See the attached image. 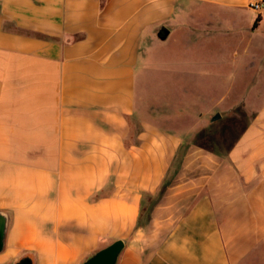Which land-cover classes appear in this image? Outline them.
I'll return each mask as SVG.
<instances>
[{
    "label": "crops",
    "instance_id": "obj_1",
    "mask_svg": "<svg viewBox=\"0 0 264 264\" xmlns=\"http://www.w3.org/2000/svg\"><path fill=\"white\" fill-rule=\"evenodd\" d=\"M250 1L0 0V264H82L117 238L116 264H247L264 247V105L175 213L187 136L137 104L144 38L242 31L243 65L264 71Z\"/></svg>",
    "mask_w": 264,
    "mask_h": 264
},
{
    "label": "rangeland",
    "instance_id": "obj_2",
    "mask_svg": "<svg viewBox=\"0 0 264 264\" xmlns=\"http://www.w3.org/2000/svg\"><path fill=\"white\" fill-rule=\"evenodd\" d=\"M252 13L264 14V8ZM159 44L149 49L147 38L142 40L137 104L157 123L187 136L178 159L181 168L172 170L168 178L177 175L176 181L182 183L172 190L183 194L179 201H171L179 213L200 188L201 173L221 160V153L216 158L210 151L227 152L241 139L248 119L264 105V71H259V62L243 65L248 37L242 31L220 32L209 42L172 37ZM149 204L148 199L145 206ZM263 249L252 250L244 263L264 264Z\"/></svg>",
    "mask_w": 264,
    "mask_h": 264
},
{
    "label": "water",
    "instance_id": "obj_3",
    "mask_svg": "<svg viewBox=\"0 0 264 264\" xmlns=\"http://www.w3.org/2000/svg\"><path fill=\"white\" fill-rule=\"evenodd\" d=\"M216 115L213 117L215 118ZM8 217L0 212V250L4 247V236L6 234ZM125 247V239L117 238L110 243L99 248L95 253L89 256L82 264H116L118 256ZM16 264H32L30 257L19 259Z\"/></svg>",
    "mask_w": 264,
    "mask_h": 264
},
{
    "label": "trees",
    "instance_id": "obj_4",
    "mask_svg": "<svg viewBox=\"0 0 264 264\" xmlns=\"http://www.w3.org/2000/svg\"><path fill=\"white\" fill-rule=\"evenodd\" d=\"M260 20H261V14L258 15V16L256 17L253 26L256 27V26L258 25V23H259ZM182 151H183V150H182ZM182 151H180V153L178 154V159H179V157L181 156ZM168 178H169V175H168V177H167L166 180H169ZM154 200H155V199L152 198L151 201H150V203H151V202L154 203ZM143 208H144V207H142V210H144ZM142 214H143V211H142ZM140 216H141V213H140ZM110 242H111V241H107V242L103 243V244L100 246V248L103 247V246H105L106 244H108V243H110ZM98 249H99V248H98ZM98 249H97V250H98ZM97 250H96V251H97ZM96 251H95V252H96ZM95 252H94V253H95ZM92 254H93V253H92ZM92 254H91V255H92ZM91 255H90V256H91ZM25 257H28V256H25ZM88 257H89V256H88ZM88 257H87V258H88ZM23 258H24V257H23ZM87 258H86V259H87ZM86 259H85V260H86Z\"/></svg>",
    "mask_w": 264,
    "mask_h": 264
},
{
    "label": "built area",
    "instance_id": "obj_5",
    "mask_svg": "<svg viewBox=\"0 0 264 264\" xmlns=\"http://www.w3.org/2000/svg\"><path fill=\"white\" fill-rule=\"evenodd\" d=\"M250 6L256 10H261L264 8V0H251Z\"/></svg>",
    "mask_w": 264,
    "mask_h": 264
}]
</instances>
